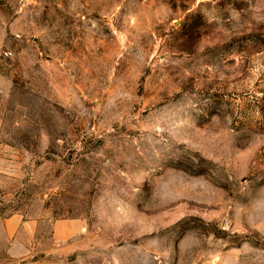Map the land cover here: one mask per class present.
<instances>
[{"label":"rangeland","instance_id":"374dc122","mask_svg":"<svg viewBox=\"0 0 264 264\" xmlns=\"http://www.w3.org/2000/svg\"><path fill=\"white\" fill-rule=\"evenodd\" d=\"M12 216L0 264H264V0H0Z\"/></svg>","mask_w":264,"mask_h":264},{"label":"crops","instance_id":"0c3cea01","mask_svg":"<svg viewBox=\"0 0 264 264\" xmlns=\"http://www.w3.org/2000/svg\"><path fill=\"white\" fill-rule=\"evenodd\" d=\"M35 224L23 223L19 216H12L0 221V237L6 240L5 245L11 256L21 257L27 251L24 241L27 240L28 235L33 236L36 229Z\"/></svg>","mask_w":264,"mask_h":264}]
</instances>
